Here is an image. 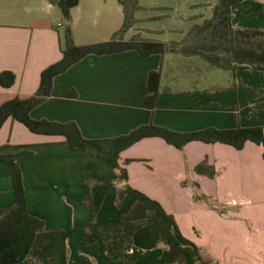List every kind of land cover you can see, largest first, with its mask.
Wrapping results in <instances>:
<instances>
[{"label":"crops","instance_id":"crops-1","mask_svg":"<svg viewBox=\"0 0 264 264\" xmlns=\"http://www.w3.org/2000/svg\"><path fill=\"white\" fill-rule=\"evenodd\" d=\"M216 1L139 0L136 23L123 40L179 42L193 24L211 17ZM232 14L234 28L264 33V0H242ZM122 23L119 0H79L70 9L77 45L109 41ZM66 24L60 8L48 0H0V72L15 74L12 86H0V105L35 93L41 72L62 57ZM151 71L160 73L153 109L145 102ZM30 116L73 122L88 139L118 137L149 123L177 132L264 127V71L233 72L199 56L168 51L91 54L53 78L51 95ZM21 150L31 152L17 160L27 208L45 228L15 264H165L162 246L134 245V232L149 220H122L133 200L125 196L117 204V173L95 151H73L64 136L33 133L9 118L0 128V152ZM262 153V145L249 141L241 149L201 141L177 148L148 137L121 151L119 162L129 185L173 215L203 258L264 264ZM204 160L214 167L213 177L195 172ZM14 203L12 167L0 161V209Z\"/></svg>","mask_w":264,"mask_h":264},{"label":"trees","instance_id":"trees-1","mask_svg":"<svg viewBox=\"0 0 264 264\" xmlns=\"http://www.w3.org/2000/svg\"><path fill=\"white\" fill-rule=\"evenodd\" d=\"M56 4L67 21L63 31L62 57L46 67L40 75L38 89L30 97L13 98L0 105V128L7 119L24 124L31 132L64 136L65 142L73 151H95L97 157L105 161L117 173V204L125 196L133 200L130 210L122 215L123 221L149 220L148 224L133 234V243L142 250L162 246L161 260L165 264H216L204 259L199 247L180 231L173 215L167 213L155 199L129 185L125 167L119 162V154L143 138L160 137L167 143L181 148L192 141L205 143H225L241 149L249 141L263 147L264 127H242L231 129L205 128L190 132H177L153 123L141 125L127 134L114 138H85L73 122L59 123L48 120H34L30 112L51 95L53 78L66 71L74 63L91 54H107L127 49H136L141 54L172 52L183 56H199L213 67L232 70L254 69L264 71V33L255 29H238L232 25V7L242 0H217L210 18L191 26L179 42L163 43L146 41L138 36L124 41L125 32L135 22V12L140 8L138 0H119L123 10V23L112 38L106 42L77 45L73 40L70 26V9L79 0H48ZM147 49V50H144ZM160 73L151 71L147 88L150 92L145 102L154 108L158 96ZM15 82L11 71L0 72V86L10 87ZM75 95L74 92L70 93ZM31 152L21 150L14 154L0 152V161L12 167L15 203L9 209H0V264H15L23 261L33 243L35 235L43 231L45 222L28 211L21 168L17 162L20 156ZM199 175L213 177L215 170L206 160L195 166Z\"/></svg>","mask_w":264,"mask_h":264},{"label":"rangeland","instance_id":"rangeland-1","mask_svg":"<svg viewBox=\"0 0 264 264\" xmlns=\"http://www.w3.org/2000/svg\"><path fill=\"white\" fill-rule=\"evenodd\" d=\"M138 5H139V0H138ZM139 7H140V5H139ZM140 8H141V7H140ZM140 8H139V9H140ZM139 9H138V10H139ZM138 10H137V11H138ZM137 11H136V12H137ZM136 12H135V14H136ZM154 12H155V11H153V13H154ZM135 23H136V22H135ZM143 25H144V24H143ZM177 38H179V37H177ZM182 39H183V38H182ZM182 39H181V40H182ZM177 40H179V39H177ZM213 69H214V68H213ZM204 259H205V258H204Z\"/></svg>","mask_w":264,"mask_h":264},{"label":"built area","instance_id":"built-area-1","mask_svg":"<svg viewBox=\"0 0 264 264\" xmlns=\"http://www.w3.org/2000/svg\"><path fill=\"white\" fill-rule=\"evenodd\" d=\"M231 203L236 204V203H239V202H237L235 200H232ZM240 204H242V203L240 202Z\"/></svg>","mask_w":264,"mask_h":264}]
</instances>
